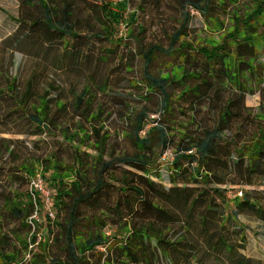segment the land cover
<instances>
[{
  "label": "trees",
  "instance_id": "trees-1",
  "mask_svg": "<svg viewBox=\"0 0 264 264\" xmlns=\"http://www.w3.org/2000/svg\"><path fill=\"white\" fill-rule=\"evenodd\" d=\"M233 2L182 0L179 25L168 36L171 47L153 44L145 48L139 43L144 79L160 99L161 117L151 120L155 125L145 131L149 109L144 107L134 115V129L129 135L132 152L106 157L110 134L103 132L105 125L100 122L104 110L91 106L87 86L75 95L74 108L90 129L79 122L73 133L71 127L59 132L64 141L78 140L72 145L71 163L56 154L22 159L14 145L19 140L0 136V177L7 182L0 190V218L16 219L27 227L26 232L15 228L12 233H4L0 224V264H24L27 253L30 258L26 263L33 264H264L263 259L250 255L249 232L254 231L241 218L249 216L264 223V84L259 88L263 100L257 110L245 104V91L236 96L226 91L229 83H237L247 72L257 76L264 69L260 61L264 44L256 43L258 31L264 27V0H252L254 5L244 17L237 12L233 15L235 28L221 45L210 50L196 49L187 40L191 9L209 16L214 7L228 12ZM129 3L130 0H21L22 7L36 8L41 15H20L14 32L0 40V48L14 39L17 48L22 43L19 35L23 24L32 23L42 33L35 44L43 46L46 35L51 44L54 38L61 40L63 53H68L70 40L84 35L78 28L82 24L93 28L92 23L79 19L88 8L101 25L89 39L123 41L120 27L125 25L127 35L133 37L137 22V11L128 12ZM177 45L179 49L175 50ZM187 49L193 50L192 54ZM3 52L0 125L14 124L20 128L16 132L26 135H56L53 128L59 126L60 116L69 114V103L51 94L55 90L53 83L41 90L39 73L24 82L6 72ZM158 52H177L184 63L166 77L153 75L150 65ZM198 52L206 56L210 79L186 69L185 62L196 61ZM69 55L77 59L79 52L72 50ZM186 73L201 82L185 87L180 99L188 95L194 105L197 101L208 104L213 115L211 121L194 115L197 130L179 131L182 136L177 152L167 161L170 186H166L153 176H160L164 153L177 135H171L175 127L162 123V118L172 114L176 102L172 82L184 85ZM238 84L242 86L240 81ZM88 139L97 154L81 149L80 143ZM38 174L50 191L57 215L52 218L45 213L47 225L55 224L56 230L48 228V236L39 242L41 250L36 253L29 249L38 237L31 231L32 226L39 225L33 215L46 210L45 198L34 187L17 191L13 186L18 180L30 182ZM23 234L27 235L25 239Z\"/></svg>",
  "mask_w": 264,
  "mask_h": 264
},
{
  "label": "rangeland",
  "instance_id": "rangeland-1",
  "mask_svg": "<svg viewBox=\"0 0 264 264\" xmlns=\"http://www.w3.org/2000/svg\"><path fill=\"white\" fill-rule=\"evenodd\" d=\"M182 0H130L128 12L132 13L137 11V22L133 26L134 36L127 35V27L122 25L120 27L119 36L123 37V41H110L106 39L91 38V33L100 29V22L96 20V14L91 13V9H84L79 17L84 21L92 23L93 28L89 25L82 24L78 28L79 33L84 34L77 40H70L69 51L75 50L79 52L77 59L69 55L70 52L63 53V42L59 39H53L51 44L48 36L43 35V46L35 44L37 38L42 35L37 27H32V23L23 24V29L19 37H22V43L17 44L15 47L16 39L11 40L10 44L0 48L6 58V65L11 75H17L22 81H26L33 73L40 74V89H44L47 83H53L55 90L52 95H59L62 99L69 103V114L60 116L61 121L57 128H53L57 133L41 135H26L24 133L16 132L20 128L14 124L9 127L0 125L1 128H12L11 132L1 131L0 136L8 137L19 142L15 143L22 159L25 157L33 158L46 157L47 155L56 154L57 157L65 160L68 163L72 161V145L78 144V140L62 139L59 134L61 128L71 127V133L78 129V123L84 124L83 118H80L75 112V95L79 94L82 89L87 86L90 93L87 99L92 103L91 106L103 109L104 114L100 119L101 123L105 125V131L110 134V139L107 143L108 158L111 153L115 155L122 154L123 152H132L133 144L130 134L133 132L135 116L138 111L147 107L150 111L149 120L146 122L145 131L155 125L151 120L160 119V99L157 94L147 87L144 74V61L140 54L139 43L145 48L153 44H160L164 48H170L169 35L173 34L179 25L182 11ZM234 5H230L228 12H223L219 8L212 9L210 15H203L195 9H191L192 20L189 25V33L187 40L196 47L205 48L207 50L224 43V37L235 28V21L233 15L239 13L244 17V13L251 8L252 0H234ZM23 9V11H22ZM33 15L26 13L32 11ZM20 15L26 17H38L40 12L36 8H26L21 6V0H0V40L9 34L13 33L17 27V18ZM93 16L92 19L88 17ZM75 19V18H73ZM4 25L5 29L1 30ZM94 29V31H91ZM245 27L242 33L245 31ZM26 32L29 36L26 37ZM122 32V33H121ZM256 36V43L260 46L264 44V27L260 28ZM86 34V36H85ZM41 39V38H40ZM137 39V40H136ZM139 40V41H138ZM47 41V42H46ZM38 43V42H37ZM41 43V42H40ZM179 45H177L176 49ZM264 47V46H263ZM189 54L193 52L187 49ZM264 53V48L261 49ZM262 55V54H261ZM260 55V56H261ZM259 56V57H260ZM198 59V60H197ZM196 61L190 59L186 64V69L194 71L196 75L210 79V67L206 63V56L198 52ZM264 63V55L260 58ZM184 62L179 53L175 52L172 55H165L158 52L150 65V71L156 76H168L169 73L175 71V68L182 65ZM182 74V73H181ZM187 75V73L185 74ZM184 85H173V94L177 96L172 110V114H167L164 120L166 125L175 127L171 135L176 134L173 139L174 144L169 145L166 149L162 161L164 166L161 167L160 176H153L157 181L163 182L166 186H170L169 166L167 161L174 158L177 152L180 136L184 133L194 132L197 130V123L194 121V115L206 118L211 121L213 109H208V104H203L201 101H191L192 98L184 96L180 99L181 92L185 87H194L201 82L190 76H186ZM172 81V80H171ZM240 81V86L238 84ZM171 83V82H170ZM262 83V84H261ZM264 84V69L262 73L254 76L252 73H246L241 78L237 79V83H229L227 94L239 95L242 91L246 92L245 104L248 107L257 110L262 103V95L259 88ZM86 104H84V107ZM169 120V121H168ZM86 130L90 129L89 124L83 125ZM54 127V126H53ZM66 130V128L64 129ZM92 141L95 139L92 138ZM91 140L88 139L86 143H80L81 149L92 155L97 152L91 146ZM8 159V156L5 157ZM3 164L0 163V173H2ZM7 184L5 179L0 177V190L3 185ZM45 185V184H44ZM45 187V186H44ZM31 188V180L16 181L13 186L14 190L24 191ZM264 188V187H263ZM9 189L6 191L8 192ZM44 212V213H43ZM43 212L35 213L34 218L39 220L37 228L32 226L31 231H35L38 235L36 243L29 245V249L33 252L39 253L41 248L39 242L44 240V236H48L46 210ZM49 215V213H48ZM57 214L53 213L52 218ZM244 224L249 226L254 232H249L250 238L253 239L249 245V253L252 256L259 257L264 260V224L263 228L258 225L259 221L249 216H242ZM4 233H12L13 229H19L26 232L27 227L19 220L11 218H0ZM256 232V233H255ZM262 234L258 236V234ZM27 237L23 234V239ZM261 239V240H260ZM20 246V245H19ZM55 252L58 248L54 247ZM30 254L24 256V264H33L28 262Z\"/></svg>",
  "mask_w": 264,
  "mask_h": 264
},
{
  "label": "built area",
  "instance_id": "built-area-1",
  "mask_svg": "<svg viewBox=\"0 0 264 264\" xmlns=\"http://www.w3.org/2000/svg\"><path fill=\"white\" fill-rule=\"evenodd\" d=\"M35 188L40 190L45 198V204L49 210V215L53 216V209H52V200L50 196V191L44 187V181L42 177L38 174L36 177L31 179V189ZM34 216V215H33Z\"/></svg>",
  "mask_w": 264,
  "mask_h": 264
},
{
  "label": "crops",
  "instance_id": "crops-1",
  "mask_svg": "<svg viewBox=\"0 0 264 264\" xmlns=\"http://www.w3.org/2000/svg\"><path fill=\"white\" fill-rule=\"evenodd\" d=\"M262 224H264V223H262V222H259V223H258V225H260V226H262V227H263V225H262ZM250 239L252 240V239H253V237H251ZM260 240H261V239H260Z\"/></svg>",
  "mask_w": 264,
  "mask_h": 264
}]
</instances>
